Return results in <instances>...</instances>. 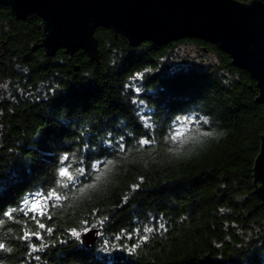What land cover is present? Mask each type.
<instances>
[{
	"label": "trees",
	"instance_id": "obj_1",
	"mask_svg": "<svg viewBox=\"0 0 264 264\" xmlns=\"http://www.w3.org/2000/svg\"><path fill=\"white\" fill-rule=\"evenodd\" d=\"M39 22L0 5V264H264V208L251 183L264 102H253L248 72L195 37L130 46L102 26L96 61L81 49L48 58L29 49ZM182 41L211 49L217 63L157 69ZM177 117L193 123L173 142ZM67 164L85 174L62 188ZM51 189L67 199L49 201L40 229L23 201ZM96 226L90 248L71 235Z\"/></svg>",
	"mask_w": 264,
	"mask_h": 264
},
{
	"label": "water",
	"instance_id": "obj_2",
	"mask_svg": "<svg viewBox=\"0 0 264 264\" xmlns=\"http://www.w3.org/2000/svg\"><path fill=\"white\" fill-rule=\"evenodd\" d=\"M14 18L30 13L40 18V45L49 58L57 48L69 56L81 49L97 58L94 31L102 26L135 46L151 41L160 46L183 37L218 46L230 64L245 69L254 79V101L264 102V2L260 0H0ZM205 49V47L203 48ZM72 69L77 65L71 63ZM258 152L251 167L253 194L264 208V133L258 134ZM80 231V243H97L100 228Z\"/></svg>",
	"mask_w": 264,
	"mask_h": 264
},
{
	"label": "snow or ice",
	"instance_id": "obj_3",
	"mask_svg": "<svg viewBox=\"0 0 264 264\" xmlns=\"http://www.w3.org/2000/svg\"><path fill=\"white\" fill-rule=\"evenodd\" d=\"M139 91V89L137 90ZM141 104H143V101L140 102ZM176 121L179 122L181 125H183L182 127H178L175 132L171 135L170 139L173 142H178L181 140L182 137H184L185 133L188 131V125L193 123V120L189 117H177ZM204 123H207V120H204ZM145 126H148L147 124ZM204 135H208V133H204ZM140 143L142 145H147L150 143V141L148 139H142L140 141ZM121 150H123V145H121ZM69 160V156L65 155L62 157L61 159V164H63L65 161ZM109 164L111 163V161L108 162ZM94 168H98V165H94ZM71 169V164H67L63 167H60L58 170V176L60 178V180L58 181L59 186L62 188H68L69 184H75L78 180V176H82L85 174V170L83 168H80L77 170V175H74L73 172L70 170ZM96 181H99L101 179V175H97L96 176ZM95 187V184H89V185H85L84 187H82L80 189L81 192H83L85 190V188H93ZM64 199H67L66 196L61 195L60 193H58L55 189H51L47 192V194H43L40 192H37L36 194H34L31 198V200L29 199H24L23 204L26 206V211H24V215L27 216L29 215V213H31V218L32 220H34L36 222V224L39 226L40 229H44L45 228V224L41 223L40 220L38 219V217H42V216H47L48 215V207H49V201H55V202H60ZM53 207L57 206V204H53ZM23 210V209H22ZM5 215H11V213H5ZM49 219H51V217H48ZM102 223V222H101ZM90 229L85 228L84 232H88ZM49 232H51V229H48ZM147 232H151L152 229H146ZM71 235L77 239L80 238L81 236V232L77 231V230H73L71 232ZM35 236L37 239H40V233L39 232H29L26 231L23 235V239H31V237ZM143 240H147L148 237L144 236L142 238ZM4 245L2 243H0V249H3ZM37 250V249H34ZM135 249H131L130 251H134Z\"/></svg>",
	"mask_w": 264,
	"mask_h": 264
},
{
	"label": "rangeland",
	"instance_id": "obj_4",
	"mask_svg": "<svg viewBox=\"0 0 264 264\" xmlns=\"http://www.w3.org/2000/svg\"><path fill=\"white\" fill-rule=\"evenodd\" d=\"M203 48V45L194 41H182L172 44L159 56L157 69L165 66L167 71L183 70L217 63V55L211 49ZM141 74V72L137 73L136 76L139 77Z\"/></svg>",
	"mask_w": 264,
	"mask_h": 264
}]
</instances>
